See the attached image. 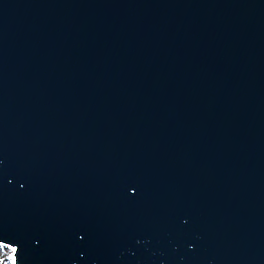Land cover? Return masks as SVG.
I'll use <instances>...</instances> for the list:
<instances>
[{"label": "water", "instance_id": "obj_1", "mask_svg": "<svg viewBox=\"0 0 264 264\" xmlns=\"http://www.w3.org/2000/svg\"><path fill=\"white\" fill-rule=\"evenodd\" d=\"M0 241L264 264V0H0Z\"/></svg>", "mask_w": 264, "mask_h": 264}, {"label": "snow or ice", "instance_id": "obj_2", "mask_svg": "<svg viewBox=\"0 0 264 264\" xmlns=\"http://www.w3.org/2000/svg\"><path fill=\"white\" fill-rule=\"evenodd\" d=\"M0 247H2L3 249L4 248H8L9 251L12 253L8 259L11 261V264H18V258H17V248L16 247H13L9 244H5L3 243L2 241H0Z\"/></svg>", "mask_w": 264, "mask_h": 264}, {"label": "rangeland", "instance_id": "obj_3", "mask_svg": "<svg viewBox=\"0 0 264 264\" xmlns=\"http://www.w3.org/2000/svg\"><path fill=\"white\" fill-rule=\"evenodd\" d=\"M11 255L8 248H2V252H0V264H11V261L8 257Z\"/></svg>", "mask_w": 264, "mask_h": 264}]
</instances>
